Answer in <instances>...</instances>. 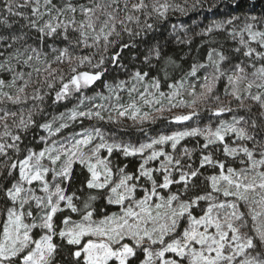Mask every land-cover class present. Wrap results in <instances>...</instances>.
I'll return each instance as SVG.
<instances>
[{"label": "snow or ice", "instance_id": "obj_1", "mask_svg": "<svg viewBox=\"0 0 264 264\" xmlns=\"http://www.w3.org/2000/svg\"><path fill=\"white\" fill-rule=\"evenodd\" d=\"M176 12L0 0V264H264V15L185 68L148 42Z\"/></svg>", "mask_w": 264, "mask_h": 264}, {"label": "trees", "instance_id": "obj_2", "mask_svg": "<svg viewBox=\"0 0 264 264\" xmlns=\"http://www.w3.org/2000/svg\"><path fill=\"white\" fill-rule=\"evenodd\" d=\"M174 2L185 7L186 12L184 14L179 12L170 14L169 20L161 24L157 31L148 37V42L150 44L156 42L161 44L164 47V51L176 59L177 63L183 64L185 68H187L194 60L202 59L205 55L208 38L202 37L199 34L206 28V26L214 21L219 22L231 17H240V22H242L243 18L247 15H264V0H174ZM193 5L196 6L192 7ZM209 9H211V11H209ZM172 25L177 26L175 32L173 31ZM178 38L181 41L191 39L192 43H178ZM215 39L218 41L222 40L223 34H215ZM77 54L88 53L78 52ZM112 75H115V73ZM97 90H99V86H97ZM88 94L92 95L93 93L89 92ZM184 98L188 99L187 96ZM67 106L71 107L70 104ZM64 107V105H59L55 106L54 109L49 110L59 112L63 111ZM233 107H235V105H233ZM175 111H187V109H177ZM132 123L131 120H125L123 121L122 127L108 126V130L116 131L117 134L125 140L132 139L135 141L143 139L144 136L139 131L135 128L129 127ZM196 123L203 126L205 123H208V121H196L192 123V126H195ZM144 127L150 129L148 135H154L157 132L166 129L169 131L178 130L176 125L166 126L159 121L153 125L146 123ZM76 130L79 129L77 128ZM183 143H186L188 147L194 145V141H186Z\"/></svg>", "mask_w": 264, "mask_h": 264}, {"label": "rangeland", "instance_id": "obj_3", "mask_svg": "<svg viewBox=\"0 0 264 264\" xmlns=\"http://www.w3.org/2000/svg\"><path fill=\"white\" fill-rule=\"evenodd\" d=\"M167 115V114H166Z\"/></svg>", "mask_w": 264, "mask_h": 264}]
</instances>
